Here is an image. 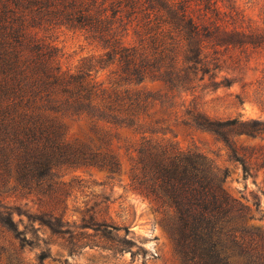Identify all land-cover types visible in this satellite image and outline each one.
Wrapping results in <instances>:
<instances>
[{
  "label": "trees",
  "instance_id": "1",
  "mask_svg": "<svg viewBox=\"0 0 264 264\" xmlns=\"http://www.w3.org/2000/svg\"><path fill=\"white\" fill-rule=\"evenodd\" d=\"M60 28L79 31L101 53L63 70L61 50L45 36ZM257 47L264 48V27L234 0H0L4 264H27L21 254L35 223L67 231L66 197L55 181L61 168L120 171L114 154L67 140L69 117L86 118L93 130L103 124L142 134L130 186L156 210H171L165 223L181 264H264V241L244 227L249 206L223 190L224 178L202 155L153 137L167 120L153 108H176L175 98L181 123L214 133L234 156L232 136L262 134L263 121L212 119L201 103L204 87H230L250 70ZM108 66L113 79L103 86L92 71ZM146 80L161 82L164 95L136 88ZM82 215L97 223L94 213Z\"/></svg>",
  "mask_w": 264,
  "mask_h": 264
},
{
  "label": "rangeland",
  "instance_id": "2",
  "mask_svg": "<svg viewBox=\"0 0 264 264\" xmlns=\"http://www.w3.org/2000/svg\"><path fill=\"white\" fill-rule=\"evenodd\" d=\"M234 1L254 25L264 27V0ZM45 36L61 50L63 70H75L83 58L101 53L73 29L60 28ZM253 55L256 62L251 61L250 70L243 71L244 75L231 79L230 87L220 86L216 92L210 85L202 89L201 103L210 118L238 116L264 122V48L257 47ZM112 69L95 67L92 73L99 83L108 86L113 79ZM136 88L157 95L165 93L159 81L146 80ZM189 100L190 97L184 104ZM174 104L177 107L173 109L159 104L153 108L157 117L167 119L153 137L172 143L182 152L198 153L211 163L216 176L224 178L220 182L223 190L249 206L244 227L264 241V132L232 136L238 152L234 156L230 146L214 133L181 123L180 111L173 113L182 109L180 99L175 98ZM65 125L68 141L114 154L120 171L109 174L93 167L61 168L55 179L56 188L66 197L65 217L71 222L65 227L67 231L55 233L35 223L28 233L31 241H26L21 254L24 262L38 264L41 255V264H181L165 223L171 210H156L130 186L128 170L142 134L103 124L93 130L86 118L69 117ZM93 213L96 224L88 216L82 221V214ZM6 257L0 256V264L6 262Z\"/></svg>",
  "mask_w": 264,
  "mask_h": 264
}]
</instances>
